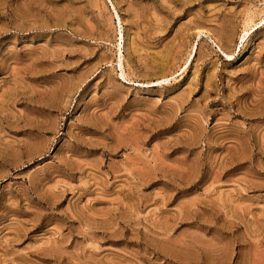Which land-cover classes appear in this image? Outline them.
Segmentation results:
<instances>
[{
  "label": "rangeland",
  "instance_id": "obj_1",
  "mask_svg": "<svg viewBox=\"0 0 264 264\" xmlns=\"http://www.w3.org/2000/svg\"><path fill=\"white\" fill-rule=\"evenodd\" d=\"M0 264H264V0H0Z\"/></svg>",
  "mask_w": 264,
  "mask_h": 264
}]
</instances>
